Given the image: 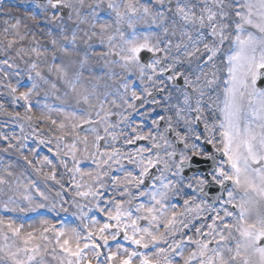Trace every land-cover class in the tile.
Masks as SVG:
<instances>
[{"label": "snow or ice", "instance_id": "1", "mask_svg": "<svg viewBox=\"0 0 264 264\" xmlns=\"http://www.w3.org/2000/svg\"><path fill=\"white\" fill-rule=\"evenodd\" d=\"M0 264H264V0H0Z\"/></svg>", "mask_w": 264, "mask_h": 264}]
</instances>
